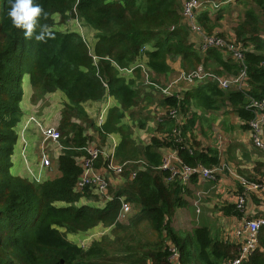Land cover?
I'll list each match as a JSON object with an SVG mask.
<instances>
[{
	"label": "trees",
	"instance_id": "16d2710c",
	"mask_svg": "<svg viewBox=\"0 0 264 264\" xmlns=\"http://www.w3.org/2000/svg\"><path fill=\"white\" fill-rule=\"evenodd\" d=\"M212 1L220 4L219 8L207 5L198 17L209 32L211 25L222 17L220 9L231 5H225L229 2L226 0ZM234 1L244 3L245 7L235 27L236 39L245 45L256 44L255 51L246 52V64L251 94L261 98L264 97L261 65L264 0ZM33 3L39 4L47 16L41 15L33 37L26 38L24 31L16 28L7 15L11 7L9 0H0V264H171L168 242L178 248L183 264H226L237 256L238 244L212 236L208 226L182 235L174 228L175 211L184 205L183 186L178 181L166 180L168 173L155 168L160 162L149 150L139 151L149 163L135 177L126 168L123 174L113 175L124 182L114 179L117 183H112L113 172H110V177H106L108 196L96 193L94 186L77 188L83 169L76 158L81 153L84 155L82 149L92 142L88 128L100 130L81 112V103L102 99L106 85L123 105L137 103L141 96L139 89L131 88L132 82H125L113 63L124 69L146 59L155 74L165 75L173 71L172 63L178 58L184 71L199 65L207 67L209 58L230 71L236 72L240 65L225 58L218 48H211L203 58L189 40V29L183 23V0H33ZM57 17L61 18L59 22ZM70 19L80 22H74L76 26L72 29L56 27ZM41 25L48 26V34L45 40L38 41L35 37ZM87 28L97 38L93 48L85 36ZM25 73L30 75L34 88L33 100L61 89L70 101L65 105L59 126L64 145L58 158L60 175L41 182L11 172ZM206 93L196 91L187 97L197 96L211 107L214 97L224 96L213 86H208ZM230 99L242 117L252 118V113L241 107L247 102L243 93H231ZM165 101L175 104L177 98L167 97ZM72 115L80 117L83 123H72ZM128 143L130 138L125 135L121 148ZM178 147L188 164L219 163L216 150L208 153ZM120 153L116 159L123 160ZM132 157L138 158V153ZM103 161L105 157L101 156L96 166ZM257 165L261 168L264 163ZM124 202L136 209L120 220ZM99 226L107 232L88 247L67 237ZM258 240L257 248L241 264H264V226L259 230Z\"/></svg>",
	"mask_w": 264,
	"mask_h": 264
},
{
	"label": "crops",
	"instance_id": "0c3cea01",
	"mask_svg": "<svg viewBox=\"0 0 264 264\" xmlns=\"http://www.w3.org/2000/svg\"><path fill=\"white\" fill-rule=\"evenodd\" d=\"M226 2L225 5L231 4L228 7L230 11H228V8H224L225 10L220 9L222 17L211 25V32L199 20L198 22L209 34L218 33L223 37L236 38L235 27L240 21V14L242 16L245 12L244 3H236L234 0H226ZM211 11L212 13L217 12L215 10ZM233 11L234 15H231ZM76 22L80 21L76 20ZM82 29L84 31V28ZM87 31L88 35H84L88 36L86 39L93 48L97 38L92 29L87 28ZM189 40L195 45L203 58H206L208 51H200L202 34L189 29ZM248 46L252 47V51L256 50V44L250 42ZM220 51L224 53L225 58L235 63L225 51ZM141 63L143 66H138L137 71L134 68L138 63L130 64L124 69L113 63L120 71L125 82H132L131 88L140 90L141 96L138 98L137 103L123 105L115 95L110 93L106 85V92L102 99L88 100L80 104L81 112L84 111L88 118L93 120L94 125L100 129L88 128L87 134L90 135V140L92 143L103 145L106 153L113 154L117 162L128 161L126 168L128 174L131 175L140 169V165L146 164L148 166L149 160L141 156L139 151L142 149L149 150L157 156V160L160 162L159 166H155V168L168 173L167 176L165 175L168 182L175 181L168 179L170 172L162 169L161 164L164 158L173 152L183 160L179 153V145L188 148L190 151L200 150L210 153V150H216L219 163H225L226 167L219 171L218 178L215 181L194 177L182 185L184 205L177 208L174 217L179 214L181 215L178 218L181 217L182 211H184L186 215L184 223L190 221L189 223L192 226L190 229L183 228L182 230L174 228L177 231H183V234H189L197 227L208 226L202 225L203 220L212 219L214 221L213 226H208L212 236L224 242L236 244L235 232L239 227L249 219L264 217V190H247V185L240 181V176L247 179L254 178L256 181L264 179V166L260 168L257 165L258 162L264 163V153L254 146L247 119L240 115L237 106L230 99L231 93L239 91L233 89L223 90L214 80H205L193 84L195 88H192L193 85L186 84L187 86L184 89H190L183 93L180 105L177 102L178 100L175 104H171L165 101L167 97H164L159 87L147 84V80H150L160 87L167 86L171 82L170 80L174 79L171 77L168 78L170 82L167 81L170 72L168 75L155 74L147 66L146 59L142 60ZM172 66L175 75L177 71H183L180 58L176 59ZM201 66L223 77L231 76L238 71H230L212 58L207 61V67L205 65ZM146 70L148 72H145ZM183 85L185 84L183 83ZM208 86L216 87L224 93L222 97H214L215 102L211 107L207 106L197 96L190 95L187 97L190 93L196 91L207 94ZM248 86L251 94L252 84H250V79L248 80ZM22 88L23 97L20 103L22 113L16 126L17 141L14 145L11 171L14 175L41 182L60 175L58 158L64 145L61 140L58 143L50 140L46 135V130L55 127L60 131L59 126L62 123L63 110L70 101L63 90L57 89L46 96L37 98V104L33 105V108L28 111V116L24 118L23 106L29 104L31 107L34 102L33 99L31 103L28 101L29 94H32V98L34 94V88L28 73L24 74ZM176 89L182 90L180 86H177ZM240 93L242 94V92ZM244 96L247 97L248 102V96L246 94ZM245 105L241 107L245 108ZM170 108L180 110L176 117L167 114ZM44 113L51 114L54 124L43 125L39 119ZM70 121L74 124L83 123L81 118L76 115H72ZM31 124H34L35 128L31 127ZM176 127H179L178 135L172 133ZM38 129H40L41 135L38 139H35ZM125 135L129 136L130 143L121 148ZM49 141L50 143H48ZM76 149L82 151L79 148ZM118 152L124 153H120L123 160L116 159ZM137 153L138 158L131 159ZM78 156L82 157L83 153ZM47 158L50 160V166H44L43 160ZM140 170H145V168ZM102 171L106 177H110V171ZM119 181L124 182L123 180ZM244 192L248 194V203L246 205L247 211L242 213L236 209V199L240 193ZM188 207L195 208V218H192L188 212ZM174 217L173 219H175ZM194 220L197 224L199 223L196 227L193 226ZM185 226L187 225L185 224ZM168 243L171 246L170 242Z\"/></svg>",
	"mask_w": 264,
	"mask_h": 264
},
{
	"label": "built area",
	"instance_id": "2783aa9c",
	"mask_svg": "<svg viewBox=\"0 0 264 264\" xmlns=\"http://www.w3.org/2000/svg\"><path fill=\"white\" fill-rule=\"evenodd\" d=\"M207 5H212L213 8L218 9L220 4L212 0H184L183 3V22L187 27L193 31L202 34L200 43V51L207 52L211 48H218L225 51L235 63L240 65V68L231 76H220L211 70H206L203 66H198L191 71H181L176 80L171 82L166 87H160L153 81L147 80L148 85L157 86L161 89L164 97H176L180 105L183 99V93L189 89L177 90V82L185 81L189 85L201 83L205 80H214L218 86L223 90L233 89L248 96V102L245 109L252 113V118L247 120L248 129L251 139L255 147L264 153V97H254L249 93L248 80V67L246 64V52L252 51V47L239 42L236 38H228L219 35L218 33H207L202 25L198 23V15L206 8ZM261 65L264 67V60ZM137 66H143L138 63ZM136 67V66H135ZM132 70V69H131ZM145 72H148L147 70ZM180 110L177 108H170L167 114L176 117ZM179 127L173 129L172 133L178 135ZM46 135L54 142H60L61 133L57 128H48ZM85 154L82 157H77V162L83 169L77 181V188L84 189L88 186H94L96 193L101 196H108L109 181L104 175L102 170L113 172L115 174H123L128 164V161L119 163L115 160L114 155L106 153L103 145L98 143L88 142L82 149ZM101 156L105 157V161L99 167L96 166V160ZM44 166L50 165L49 158L43 160ZM107 164V165H106ZM106 165V167H105ZM146 168L144 164L139 166ZM225 163H219L216 166H206L204 164L190 165L185 163L176 153H171L166 156L161 164V168L170 172L168 179L170 181H178L179 183L186 184L194 177H199L203 180L215 181L218 178L219 171L224 169ZM136 172L132 173L135 177ZM240 181L247 185V190L260 191L264 190V179L261 181H249L247 178L240 176ZM248 203V194L246 192L240 193L236 199V209L240 212H246V205ZM132 209L129 203L124 202L120 220L126 218L128 212ZM264 226V217H255L247 220L241 227H239L235 236L239 247L237 256L228 260L226 264H241L247 259L250 254L257 248L259 244L258 235L260 228ZM171 255L169 260L171 264H182L180 261V252L174 245L170 246Z\"/></svg>",
	"mask_w": 264,
	"mask_h": 264
},
{
	"label": "rangeland",
	"instance_id": "374dc122",
	"mask_svg": "<svg viewBox=\"0 0 264 264\" xmlns=\"http://www.w3.org/2000/svg\"><path fill=\"white\" fill-rule=\"evenodd\" d=\"M228 11H230V8H228ZM234 15V11L233 12H231V15ZM237 16V15H236ZM236 16H235V18H236ZM60 19L61 18H59V17H57V22H59L60 21ZM74 22H76V20H74V19H70V20H68L67 22H65V23H60V24H63L62 26H60V24H58L56 27L58 28V29H61V30H66V29H72V28H75V26H76V24H74ZM231 23H233V22H231ZM264 35V34H263ZM191 70H193V69H191ZM191 70H189V71H191ZM173 72L174 71H171L170 72V74L168 75V77H167V81H169V79L172 77V78H174V79H172V80H170L171 82H173L174 80H176V77L177 76H179L180 75V72H181V70H179V71H177V73H176V75L175 74H173ZM169 78V79H168ZM169 81V82H170ZM170 82V83H171ZM169 83V84H170ZM178 84V86H180V87H183V88H186V82L185 81H179V82H177ZM183 83L185 84V85H183ZM168 84V85H169ZM195 85H193L192 86V88H195L194 87ZM166 87V86H165ZM25 91H27V90H25ZM32 94H29V96H28V101H30V103H31V101H32ZM37 104V99L36 100H34V102H33V104L31 105V107H30V105L28 104V105H24L23 106V108H24V118H26L27 116H28V111L31 109V108H33V105H36ZM42 123H43V125H50V124H54V120H53V118H52V116H51V114L50 113H44L42 116H41V118L39 119ZM31 127H34L35 128V125L34 124H31L30 125ZM40 129H38V131H37V136H35L34 138L35 139H38L39 137H40ZM48 143H50V141L48 142ZM52 165V164H51ZM50 166V165H49ZM12 172V171H11ZM13 173V172H12ZM14 174V173H13ZM113 175H114V173H112L111 174V176L113 177ZM114 179H117L118 180V176H116L115 175V178L113 177V179L111 180L112 181V183L113 182H115V183H117V181L116 180H114ZM119 183V182H118ZM133 207H132V211H133V209H136L135 208V206L134 205H132ZM188 209V212L191 214V216H192V218H195V208L194 207H188L187 208ZM185 212L184 211H182V216L181 217H179L178 218V216L179 215H181V214H179L178 216H175L174 218L175 219H173V226L175 227V228H177V229H180V230H182L183 228L184 229H190L191 228V224L189 223L190 221H186V223H184V221L186 220V215L184 214ZM131 214V213H130ZM203 216H205V215H203ZM207 217V216H206ZM185 224L187 225V226H185ZM213 224H214V221L211 219V220H209V219H205V220H203V222H202V225H208V226H210V227H212L213 226ZM196 225H199V223L197 224L196 223V221L194 220L193 221V226H195L196 227ZM185 226V227H184ZM105 232H107V231H105L104 229H102V227L101 226H99V227H96V228H94V229H92V230H90V231H88V232H81V233H78V234H69L67 237H68V239H70L71 241H74V242H76L77 244H79L80 246H83V247H88L90 244H91V242L93 241V240H95V239H100V237L105 233ZM180 232V234L182 235V233H183V231H179Z\"/></svg>",
	"mask_w": 264,
	"mask_h": 264
},
{
	"label": "clouds",
	"instance_id": "9594fccd",
	"mask_svg": "<svg viewBox=\"0 0 264 264\" xmlns=\"http://www.w3.org/2000/svg\"><path fill=\"white\" fill-rule=\"evenodd\" d=\"M11 5L7 15L11 18L12 24L24 31L26 38H32L33 33L37 27L38 19L44 14L42 7L39 4H34L33 0H9ZM48 34V26L41 25V31L36 35L35 39L38 41L45 40Z\"/></svg>",
	"mask_w": 264,
	"mask_h": 264
}]
</instances>
